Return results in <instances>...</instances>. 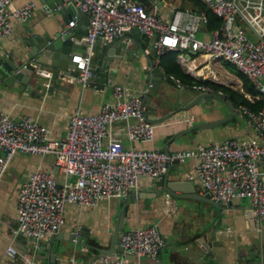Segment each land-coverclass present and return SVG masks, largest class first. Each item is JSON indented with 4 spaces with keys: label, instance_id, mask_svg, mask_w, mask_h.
<instances>
[{
    "label": "built area",
    "instance_id": "2783aa9c",
    "mask_svg": "<svg viewBox=\"0 0 264 264\" xmlns=\"http://www.w3.org/2000/svg\"><path fill=\"white\" fill-rule=\"evenodd\" d=\"M221 18L224 25L210 31V38L197 33L206 15L188 7H173L170 18H163L140 0H69L87 14L88 24L83 51L73 53L71 60L78 69L65 76L68 81L88 85L92 76L91 56L98 37L110 40L136 29L152 38V49L162 53L165 49L198 50L211 59H224L234 64L264 95V0H202ZM36 0L15 4V0H0V36L12 32L14 22H24L32 15ZM239 21L253 32L248 35ZM76 24L73 14L60 33ZM48 76L49 70H38ZM177 86L179 78L169 75ZM210 91L201 84H193ZM132 91L122 83L111 84V98L101 103L99 110L85 113L74 109L68 118L63 137H52L48 128L31 116L12 118L0 107V177L16 152L53 155L54 170L40 165L32 169L20 182L16 197V225L14 234H23L37 240L52 235L64 222L67 203L95 206L99 201L124 197L136 191L140 177L157 178L166 164L176 159L182 162L194 159L193 172L187 177L195 179L214 202H227L233 198L249 200L254 218L264 217V107L251 109L236 105L255 135L246 140L223 137L207 144L165 151L157 148L125 146L120 137L111 136L110 125L123 121L122 131L130 141L149 142L154 136V124L144 114L142 93ZM221 94V91H215ZM190 124V119L185 118ZM63 178L58 181L56 173ZM163 209L174 213L176 203L167 193L162 197ZM80 227L78 226L77 230ZM162 244L158 227L154 223L125 229L119 239L120 256L98 257L91 264H135L124 256L136 258L154 256ZM8 256L19 257L18 264L38 262L29 251L18 252L8 245Z\"/></svg>",
    "mask_w": 264,
    "mask_h": 264
},
{
    "label": "crops",
    "instance_id": "0c3cea01",
    "mask_svg": "<svg viewBox=\"0 0 264 264\" xmlns=\"http://www.w3.org/2000/svg\"><path fill=\"white\" fill-rule=\"evenodd\" d=\"M24 1L26 0H15V4H21ZM140 1L167 19L171 17L173 7L191 8L188 0ZM72 15L73 13L69 10L51 11L45 7L42 0H36L29 19L24 22H14L11 34L0 36V53L15 52V49L22 45L23 39L29 35L52 34L54 31H60ZM80 18L79 13H76V23ZM211 30L202 23L197 35L208 39ZM132 31L138 32L136 29ZM124 40L128 42L129 47L135 49L139 57L131 61L116 59L111 61V67L117 66L118 70L111 74L104 88L99 87L98 81L93 86L81 85L76 81H68L64 76L60 81L62 88L54 87L52 91L46 89L47 84L42 85L40 89L35 86L21 88L17 80L12 84L0 80V107L12 118L31 116L45 125L52 137L60 138L66 132L70 113L76 108L85 113L97 112L101 103L111 98L112 83L125 84L132 91L142 89L145 84L142 68L146 57H150L154 59V65L160 67L162 75L166 76L165 79H161L156 94L152 95L153 103L156 100L162 101L158 110L153 113L158 116L169 112L173 114L159 123H153L154 136L149 142L130 141L125 137L124 132H114L119 127L123 128V121L111 123V136L120 137L125 146L172 151L199 143L207 144L228 136L246 140L255 135L253 129L245 123L240 111L236 109V115H232L229 120L219 126L198 131L194 139H189L188 134H182L180 138H171L174 133L188 126L185 118L191 120L189 124L191 125L198 121L224 117L229 114V109L225 102L220 100L212 105L200 100L187 109H178V106L186 104L203 90L187 82H181L182 85L177 86L169 75L175 76L179 70L185 72L197 81L196 84L205 85L210 91L220 90L225 98L228 97L219 87L236 90L250 101L253 96L244 91L242 81L236 72L237 68L227 60L211 59L198 50L188 48L182 51L184 55L182 61L179 60V50L165 49L161 54H157L152 49L151 37L141 35L140 39L125 37ZM101 43L102 39L98 37L94 44L91 64L95 63L98 55H101L96 53ZM172 59L177 63V67L172 64ZM167 67H171L174 72L167 70ZM259 95L261 94L256 97ZM195 131L192 130L191 133ZM53 160L54 157L50 153L38 155L16 152L0 177V264L19 263L17 255L10 257L6 254L5 249L8 245L14 246L18 252L29 251L34 258L39 254L38 262L35 264H44L46 249L39 251L38 248L41 243L47 242L48 238L53 236H57L59 245H70V258H84V264H91V255L96 251L95 247L108 246L112 225L122 206L121 197L103 199L95 206L67 203L64 210V222L52 235L34 240L28 239L23 234L13 233L16 225V197L20 182L26 179L29 172L37 165L46 170H54ZM177 167L180 169L182 179L190 180L194 184L196 193L200 195L205 193L195 179L187 177L188 173L193 172V158L178 162ZM171 174L173 175V169ZM56 178L61 181L63 176L57 172ZM156 179L148 176L140 177L137 194L124 207L125 229L154 222L159 229L162 244L172 245L170 258L164 253L169 249L162 247L163 264H241L249 260L247 257L256 246L258 232L261 228L264 229V217L252 216L247 198H233L230 201L221 202L220 207L196 198H174L176 210L174 213L167 214L164 212L161 200L164 193L151 197ZM78 226L88 229L86 237V243L90 246L88 249H85L83 243L68 241L71 233L76 231ZM205 245L212 250V255ZM155 260L154 256H143L135 258L133 262L155 264Z\"/></svg>",
    "mask_w": 264,
    "mask_h": 264
},
{
    "label": "water",
    "instance_id": "95a60500",
    "mask_svg": "<svg viewBox=\"0 0 264 264\" xmlns=\"http://www.w3.org/2000/svg\"><path fill=\"white\" fill-rule=\"evenodd\" d=\"M45 7L49 10H69L71 13H79L80 19L77 23L68 28L64 34L60 31H54L52 34H35L29 35L23 39L22 45H19L14 51H8L0 53V80H4L8 84H12L14 81H18L19 87H31L39 88L46 85L48 91H52L54 87L62 88L60 81L62 77L68 75H74L77 72L75 62L70 58L73 53L83 51L87 33L88 18L85 12L79 10L74 3L69 0H42ZM66 2V4H64ZM223 26L224 23L222 22ZM136 31L123 32L110 40L102 39V43L96 53L101 55L92 64V76L90 78V85H96V81L99 82L101 88H104L108 84V80L111 74L116 73L117 66L111 67L110 63L114 59L117 61H131L137 60L139 54L135 53V49L128 46V42L125 41V37L140 39L141 35ZM14 53V55H12ZM49 70L50 74L45 76L38 70ZM145 91L142 93V99L144 104V114L146 119L151 123H159L168 116H171L173 112L166 113L164 115H156L153 111L158 110L162 101L156 100L153 103L152 95L156 94L157 88L161 82V79H165L166 76L162 75V71L158 65H154V59L146 57L144 67L142 68ZM203 101L208 105L215 104L217 100L224 101L229 109V114L218 118L204 121H198L187 127L180 129L174 133L171 138H180L182 134H188L189 139H194L198 135V131L206 128H212L221 125L224 121L229 120L232 115H236V104L230 99L225 98L223 95L215 91H201L194 95L186 104L178 106V109H187L198 101ZM192 130H196L193 134ZM178 161L173 159L166 164V169L161 173L154 183L155 187L153 195L151 197H157L162 193L169 194L174 198H196L206 202H211L216 207H220L221 202H214L210 199L207 192L200 195L196 193L194 184L190 180L182 179L180 169L177 167ZM173 169V175L171 174ZM179 191V192H176ZM137 194V191L131 190L124 197L120 198L122 206L119 209L118 216L115 218L111 228V234L109 238L108 246L95 247V252L91 255L90 262L94 261L98 257H114L120 256L122 249L118 246V239L121 233L125 230L126 215L124 213V207L131 201L132 197ZM154 223V222H152ZM88 229L86 227H80L78 230L71 233L68 241L74 243L78 241L83 243L85 249L90 246L86 243ZM256 246L250 251L249 256L245 263L241 264H264V229L261 228L258 232ZM166 247L169 250L164 251L166 257L170 258L172 251V245L161 244L155 255V264H163L162 262V247ZM212 255L213 252L208 245H205ZM46 249L44 255V264H84V258L74 259L70 258V245L58 244L57 236L48 238L47 242L41 243L38 250ZM125 257L134 260L136 257L130 253H125ZM39 258L35 256V259ZM253 258V259H251ZM41 264V263H40Z\"/></svg>",
    "mask_w": 264,
    "mask_h": 264
},
{
    "label": "trees",
    "instance_id": "16d2710c",
    "mask_svg": "<svg viewBox=\"0 0 264 264\" xmlns=\"http://www.w3.org/2000/svg\"><path fill=\"white\" fill-rule=\"evenodd\" d=\"M188 1H190L191 3L190 9L194 11H203L205 13L206 19L203 23L205 24V27L207 29L219 28L221 26V18L218 17L210 9V7L207 6L202 0H188ZM172 64L174 65V67H177V63H175L173 59H172ZM167 70L174 72V70L171 67H167ZM236 72L242 81V88L244 89L245 92H248L249 94H251V96H253V99L252 101H250L242 93H239L236 90H232L227 87H219L222 91H224L226 97L231 99L236 105L244 104V105H247L251 109H258V108L264 107V96L257 91L253 83L244 74H242L239 70H236ZM175 76H177L181 82H187L190 84H196L197 82L191 76H189L188 74L180 70L176 72ZM258 94H261V95H259V97H256V95Z\"/></svg>",
    "mask_w": 264,
    "mask_h": 264
},
{
    "label": "rangeland",
    "instance_id": "374dc122",
    "mask_svg": "<svg viewBox=\"0 0 264 264\" xmlns=\"http://www.w3.org/2000/svg\"><path fill=\"white\" fill-rule=\"evenodd\" d=\"M239 23H240V25L242 26V28L246 31V33H247L248 35H250V36L253 37V35H252V31H251V29L247 26V24H245V23L242 22V21H239ZM195 208H196V206H195Z\"/></svg>",
    "mask_w": 264,
    "mask_h": 264
}]
</instances>
